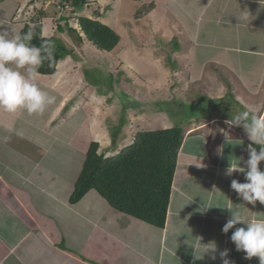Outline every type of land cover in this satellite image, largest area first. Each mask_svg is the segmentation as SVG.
Here are the masks:
<instances>
[{
    "label": "crops",
    "instance_id": "0c3cea01",
    "mask_svg": "<svg viewBox=\"0 0 264 264\" xmlns=\"http://www.w3.org/2000/svg\"><path fill=\"white\" fill-rule=\"evenodd\" d=\"M188 1L201 12L211 10L209 16L205 12L199 16L195 28L196 34L208 32L201 27L203 19L210 30H216L218 55L205 58L204 65L216 63V82L227 85L231 75L241 94L232 91L229 97L216 100L213 114L201 109L205 114L199 115L195 130L205 129L208 134L189 133L183 140L164 227L118 211L94 189L76 203L69 202L88 148L77 136L87 131V108L65 117L68 112L63 114L61 109L71 90L48 78L40 82L36 75L47 97L55 98L51 104L46 102L43 113L0 109V264H222L219 252L225 249L229 251L226 258L234 264H259L256 257L245 259L230 240L242 225L226 234L222 227L232 212L264 219V205H249L231 189V181L245 182L244 176L226 175L232 155L230 149L218 148L232 138L241 147L237 151L243 159L237 160L244 167L251 141L244 139L248 135L242 125L229 127L224 121L245 110L249 111L248 122L252 115H264V0ZM30 4L24 7V0H0V21L9 27V38L26 23L19 17ZM182 8L187 10L185 4ZM217 30L224 36L218 37ZM204 47L210 49L207 44ZM219 104L229 112H219ZM213 134L219 140L212 145L207 140ZM200 167L210 169L205 175L207 186L188 194L186 181L199 174L195 168ZM259 167L264 170V161ZM213 246L215 260L209 259L212 249L204 252Z\"/></svg>",
    "mask_w": 264,
    "mask_h": 264
},
{
    "label": "rangeland",
    "instance_id": "374dc122",
    "mask_svg": "<svg viewBox=\"0 0 264 264\" xmlns=\"http://www.w3.org/2000/svg\"><path fill=\"white\" fill-rule=\"evenodd\" d=\"M28 1L31 2L29 9L25 8L19 19L24 18L26 23L40 22L44 28L42 34L53 37L69 52L57 63L54 76L37 74L40 82L46 83L48 78L61 88L71 90L61 109L63 114L68 112L65 117L71 111L87 108V131L83 129L77 136L87 147L91 141H98L99 150L105 156L115 155L131 144L138 131L181 126L183 140L189 133L206 136L205 129L195 130L199 115L205 114L202 106L208 104L213 114L216 100L229 97L232 91L241 94L231 75L227 85L216 82V63L208 61L204 65L205 58L218 55L216 30H210L208 22L202 19L201 27L208 32L196 34L199 16L202 18L205 11L193 7L195 4L189 5L188 0H86L82 11H75L69 2L61 0H24V7ZM210 12L206 10V17ZM79 15L99 19L111 27L120 35L119 44L111 51L98 49L80 32ZM60 25L62 31L57 28ZM68 27L82 34V39ZM217 36L224 34L217 30ZM85 71L89 77L84 75ZM96 78L99 80L95 84ZM40 88L43 91V86ZM199 101L210 103L202 102L199 107ZM218 109L224 113L230 110L224 105ZM78 114H74L76 118ZM215 136L207 140L212 145L219 140ZM218 149H230L233 162L240 158L237 149L241 147H236L232 138L225 139L224 146ZM206 168H195L199 174L190 177L184 186L188 194L199 193L207 186L205 175L210 174V169Z\"/></svg>",
    "mask_w": 264,
    "mask_h": 264
},
{
    "label": "trees",
    "instance_id": "16d2710c",
    "mask_svg": "<svg viewBox=\"0 0 264 264\" xmlns=\"http://www.w3.org/2000/svg\"><path fill=\"white\" fill-rule=\"evenodd\" d=\"M61 2H69L75 11H82L86 0H61ZM77 21L80 32L98 49L111 51L119 44V33L99 19L79 15ZM57 28L59 31L63 30L61 25ZM29 29H34L36 36L31 42L25 41V43L41 48L42 64L38 73L54 74L57 63L64 55L69 54L68 50L58 45L53 37L43 35L42 24L35 20L25 23L17 35L23 38ZM68 29L77 33L79 40L82 39V34L80 35L76 29L72 27ZM48 41L55 46L53 55L56 63L53 66H49L47 58ZM86 71L84 75L89 77ZM90 80L92 81L91 78ZM98 80L96 78L94 83L96 84ZM202 109L210 111L208 106H202ZM123 121L121 118L122 123ZM183 136L184 131L181 126L138 131L131 144L111 156H105L104 152H100L98 141H91L69 202L76 203L87 191L94 189L118 211L145 223L164 227L177 154L181 148ZM115 137L112 139L113 144ZM251 145L258 151L261 147L252 142Z\"/></svg>",
    "mask_w": 264,
    "mask_h": 264
},
{
    "label": "clouds",
    "instance_id": "9594fccd",
    "mask_svg": "<svg viewBox=\"0 0 264 264\" xmlns=\"http://www.w3.org/2000/svg\"><path fill=\"white\" fill-rule=\"evenodd\" d=\"M246 17L247 13L244 18ZM35 36L34 29H29L23 38L20 35L9 38V27L4 21H0V109L8 113L24 110L29 115L41 114L45 111L46 102L51 104L55 99H49L35 80L42 64L41 48L25 43L31 42ZM48 43L47 58L49 66H53L56 63L53 55L55 46L49 41ZM248 121V110L224 121L229 127L242 125L252 144L261 146L258 151L249 145L245 166L241 167L238 161L230 162L226 175L231 176L233 172L243 174L245 182L233 179L231 189L249 205L255 206L257 202L264 205V170L259 167L264 161V115H252L250 122ZM227 208L231 209L230 206ZM236 225L242 226L236 227L230 237L235 250L243 252L245 259L256 257L259 264H264V219L252 220L238 212H232L231 218L223 225L222 232L226 234ZM209 249L213 250L209 259L215 260V246L206 248L204 252ZM228 255V249L219 252L222 264H234V261L226 258Z\"/></svg>",
    "mask_w": 264,
    "mask_h": 264
}]
</instances>
